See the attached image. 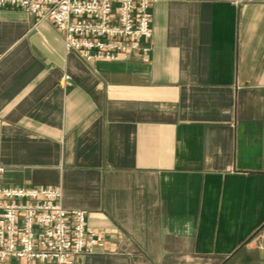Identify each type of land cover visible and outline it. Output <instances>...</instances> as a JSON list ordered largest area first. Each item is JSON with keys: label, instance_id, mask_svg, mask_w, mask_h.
I'll return each instance as SVG.
<instances>
[{"label": "crops", "instance_id": "0c3cea01", "mask_svg": "<svg viewBox=\"0 0 264 264\" xmlns=\"http://www.w3.org/2000/svg\"><path fill=\"white\" fill-rule=\"evenodd\" d=\"M152 11L149 61H86L0 7V187L87 211L107 251L76 264H264V0Z\"/></svg>", "mask_w": 264, "mask_h": 264}, {"label": "built area", "instance_id": "2783aa9c", "mask_svg": "<svg viewBox=\"0 0 264 264\" xmlns=\"http://www.w3.org/2000/svg\"><path fill=\"white\" fill-rule=\"evenodd\" d=\"M154 0H0L52 21L68 52L86 61L138 56L149 61ZM65 74L62 84L69 83ZM3 169L1 168V171ZM0 262L76 264L107 251V233L88 224L87 211L69 210L53 187H0Z\"/></svg>", "mask_w": 264, "mask_h": 264}]
</instances>
